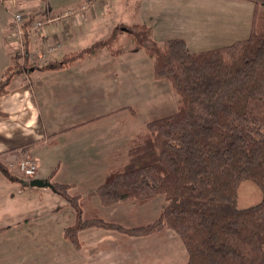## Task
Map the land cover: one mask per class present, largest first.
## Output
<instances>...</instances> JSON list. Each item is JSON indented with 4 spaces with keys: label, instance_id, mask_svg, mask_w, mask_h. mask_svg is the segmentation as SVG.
Returning a JSON list of instances; mask_svg holds the SVG:
<instances>
[{
    "label": "crops",
    "instance_id": "0c3cea01",
    "mask_svg": "<svg viewBox=\"0 0 264 264\" xmlns=\"http://www.w3.org/2000/svg\"><path fill=\"white\" fill-rule=\"evenodd\" d=\"M184 1L187 0H156L151 23L143 20L139 10L136 24L149 27L156 42L161 40L157 35L164 42L182 39L187 49L191 45L217 49L250 37L253 23L249 11L222 8L250 0H198L204 10L184 9ZM119 3L120 0H47L45 5H39L28 0H0V80L10 58L21 49L20 41L12 35L13 12L34 10L37 18L45 22L40 34L23 43L33 58V67L17 76L9 92L0 97V155L10 163L28 156L36 159L38 170L32 180L52 177L51 182L66 184L60 179L62 173L77 176L85 172V166L90 171L92 167L97 169L98 162L101 170L104 166L106 179L109 170L124 162V153L133 139L154 121L149 118L155 113V92H169L166 82L155 80L150 59L132 56L140 50L118 57L101 51L64 67L46 68L60 64L67 54L89 47L85 44L92 36H106L115 26L125 24L109 14V9ZM121 92L149 93L135 95L132 106L122 104ZM140 116L142 124L132 127L131 122ZM10 172L15 180L0 175V250L9 252L10 242L16 241L13 247L21 264H35L39 260L34 258L39 257L44 258L43 264H61L62 258L84 254L81 239L82 249L77 250L64 238V229L76 220L68 203L50 187H31L32 180L17 171ZM15 195L20 199L13 203L10 197ZM147 203H157L160 213L166 207L162 196ZM147 203L133 204L144 207ZM94 233L107 231L86 235Z\"/></svg>",
    "mask_w": 264,
    "mask_h": 264
},
{
    "label": "trees",
    "instance_id": "16d2710c",
    "mask_svg": "<svg viewBox=\"0 0 264 264\" xmlns=\"http://www.w3.org/2000/svg\"><path fill=\"white\" fill-rule=\"evenodd\" d=\"M258 2L264 6V0ZM18 12L38 19L34 10ZM257 21L246 40L200 53H190L182 39L160 46L145 25L119 24L107 38L46 67H64L101 51L118 57L143 50L155 80L167 81L178 97L176 112L146 124L121 166L109 170L96 190L104 207L141 205L163 196L166 207L155 221L127 228L101 217L84 218L80 197L69 192L72 186L46 180L76 214L75 223L64 229L73 247L81 250L79 235L91 229L134 238L171 230L185 246L186 264H264V24ZM11 28L13 35V20ZM21 60L19 54L10 58L0 97L30 70L31 63ZM3 157L0 175L15 180ZM245 181L256 184L263 199L239 210L238 188Z\"/></svg>",
    "mask_w": 264,
    "mask_h": 264
},
{
    "label": "rangeland",
    "instance_id": "374dc122",
    "mask_svg": "<svg viewBox=\"0 0 264 264\" xmlns=\"http://www.w3.org/2000/svg\"><path fill=\"white\" fill-rule=\"evenodd\" d=\"M28 1L37 2L39 5H45L47 2V0ZM155 2L156 0H141V2H139V0H120V3L116 8L112 10L109 9V14L114 17L118 23L133 25V23L136 24L139 20L138 16L140 10V16H144L143 20L151 23V19H153L155 15L152 9ZM137 3H139V5H137ZM213 3L217 4L218 2L213 1ZM196 7H200L198 0H187L183 2L184 9L189 10ZM233 7L237 9L244 8L246 9V12L249 11L248 13L250 14L252 23L255 18H257V22L260 25L264 24V6L260 4L258 0H250L246 3H236V6L234 4H226L222 8ZM210 8L212 9L213 7ZM199 10L204 9L200 7ZM149 17L151 18L149 19ZM109 35V33L106 36L102 33L94 35L87 40L85 47L91 45V42L105 39ZM126 39L123 40V43L128 46L130 42L128 39L126 41ZM155 39L156 37L154 36V40ZM157 39H161L157 40V43L160 46L164 45L165 42L162 40L163 38H160L159 35H157ZM11 44L14 45L15 43L13 42ZM208 50L212 49L197 48L192 45L188 48L190 53H200ZM134 55L149 60V57L143 50H140L132 56ZM29 66L33 67V65ZM164 82H166L169 92H155V113L151 114V118L149 119L156 120L172 115L176 112L178 97L171 89L170 84L167 81ZM147 93L149 92H121V95H123L122 104L133 106L135 95H146ZM150 101V104L153 105L152 92H150ZM126 116L129 115H125L124 117ZM131 124L132 127L141 125V116L139 119H134ZM35 162L38 170V161L36 159ZM109 162H107L108 165ZM16 164L17 161L11 162L10 164L12 171H14L12 173L14 174L16 171L18 172ZM100 165L101 164L98 162L97 169L92 167L91 171L88 166H85L83 167L85 172H82L77 176H72L71 174H67V172L64 174L62 173L60 176L61 178L59 177L62 181H65L67 185L72 186L69 191L72 196L80 197L84 218L101 217L109 223L119 224L127 228H134L147 225L159 217L158 215L161 210H158L157 203L153 205L147 203L144 207H136L133 203H128L126 205L117 204L109 207L102 206L101 203L98 202L99 199L96 194L97 188L105 181L104 166H102L101 170ZM0 193H2V191H0ZM162 198L164 197L162 196ZM19 199L20 196L17 195L10 197V201L13 203ZM262 199V191L256 184L251 181L242 182L238 188L237 209L243 210L255 206L259 204ZM96 230L104 231L93 229L81 234L80 239L85 245L84 254L81 253V255L80 253H76L69 258H62L61 264H186L188 261V254L185 246L178 235L171 230H167L161 235L156 234L146 238L128 237L113 231H107V234L100 233L98 235V233H94L93 235H86ZM10 243L12 244L9 252L4 253L0 250V264H21V258L18 256L19 253L17 254L13 247L17 242ZM3 245L2 242L1 246ZM34 259L39 260L35 264H43L44 262L43 257Z\"/></svg>",
    "mask_w": 264,
    "mask_h": 264
},
{
    "label": "built area",
    "instance_id": "2783aa9c",
    "mask_svg": "<svg viewBox=\"0 0 264 264\" xmlns=\"http://www.w3.org/2000/svg\"><path fill=\"white\" fill-rule=\"evenodd\" d=\"M24 25L26 27H24ZM44 25L45 23L43 21L36 19L31 13L24 14L22 12H18L13 15V37L21 43L19 55L21 56L22 64L26 62H30L31 64L33 63L32 56L24 49V41H29L34 34H40L43 31ZM16 168L25 178L29 180H32L37 173V164L35 159L30 156L22 158L19 162H17Z\"/></svg>",
    "mask_w": 264,
    "mask_h": 264
},
{
    "label": "water",
    "instance_id": "95a60500",
    "mask_svg": "<svg viewBox=\"0 0 264 264\" xmlns=\"http://www.w3.org/2000/svg\"><path fill=\"white\" fill-rule=\"evenodd\" d=\"M47 185L48 183L46 180L34 179L30 182L31 187L43 188V187H47Z\"/></svg>",
    "mask_w": 264,
    "mask_h": 264
}]
</instances>
